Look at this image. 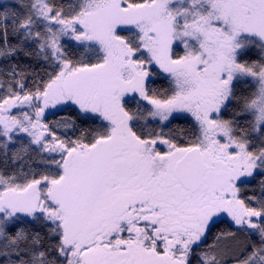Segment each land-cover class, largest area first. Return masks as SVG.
<instances>
[{
	"label": "snow or ice",
	"instance_id": "6c2138e0",
	"mask_svg": "<svg viewBox=\"0 0 264 264\" xmlns=\"http://www.w3.org/2000/svg\"><path fill=\"white\" fill-rule=\"evenodd\" d=\"M0 264H264V0H0Z\"/></svg>",
	"mask_w": 264,
	"mask_h": 264
}]
</instances>
